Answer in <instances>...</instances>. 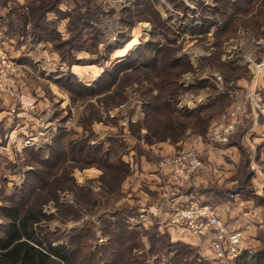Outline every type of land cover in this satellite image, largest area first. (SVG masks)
Wrapping results in <instances>:
<instances>
[{"label":"rangeland","instance_id":"1","mask_svg":"<svg viewBox=\"0 0 264 264\" xmlns=\"http://www.w3.org/2000/svg\"><path fill=\"white\" fill-rule=\"evenodd\" d=\"M262 4L264 0H0V58H8L15 69L11 75L4 74L0 64V232L4 224L1 208L8 205L6 200L12 194L29 185L43 189L35 193L49 196L43 212L50 219L44 227L55 245L69 242L80 231L82 242L93 248L107 241L103 231L109 229L110 223L123 220L148 248L146 233L164 234L168 227L167 219L146 204L151 203L148 196L156 198V193L159 197L158 192L151 190L150 184L139 183L141 172L133 170L137 155L154 163L159 160L151 158L157 141L149 142L147 129L137 128V122L145 119V100L149 97L145 92L151 88L144 80L150 75L149 79L157 82L153 70L158 66L166 68L164 58L172 52L179 61L178 85L183 89L177 109L196 110L201 106L197 95L203 89L190 87L200 84L198 75L205 73L204 69H196L204 66V53L215 52L218 23L234 26L227 33L237 34L239 41L247 34L248 38L254 36L249 25L247 30L241 22L232 21L250 20ZM47 8L52 9L45 11ZM48 28L55 31L44 33ZM260 32L264 34V27ZM244 52L240 49L232 58L242 60ZM152 92L157 94L156 90ZM21 94L33 98L35 109H22ZM184 98L196 99L199 106H186ZM251 126L248 123V129ZM143 129L146 133L140 137ZM210 129L215 126L212 124ZM262 130L254 131L247 142L250 158L254 154L251 144L264 137ZM240 132L244 131H237ZM196 136L189 132L179 142H159L170 155L197 152L206 165L205 172L197 176L202 185L188 183L184 193L201 197L206 204L218 208L230 230L237 226L232 231L243 232L239 254L263 251L262 167L253 162V155V184L248 185L245 196L234 194L239 182L233 179L241 152H217ZM31 138L38 143L24 147ZM60 144L55 155L61 150L69 153L72 145L77 147V154L82 146L102 148L107 153L106 162L120 167L125 156L132 167L123 161L129 169L127 172L121 165L125 175L119 185V176L102 177L100 169L78 162L82 159L79 155L77 159L67 155L65 163L58 165L55 155L47 154ZM261 157L264 159V153ZM30 173H42L43 182L34 185ZM57 179L59 188L66 190H54ZM162 207L168 213L173 210L167 201H162ZM150 258L148 264H174L169 255L159 261Z\"/></svg>","mask_w":264,"mask_h":264},{"label":"trees","instance_id":"2","mask_svg":"<svg viewBox=\"0 0 264 264\" xmlns=\"http://www.w3.org/2000/svg\"><path fill=\"white\" fill-rule=\"evenodd\" d=\"M258 7L260 10L250 20L245 18L241 20L234 19L232 21L235 23L241 22L247 30L249 25L251 27L250 30L256 38L264 37V34L260 32L264 27V4ZM48 9L52 8H47L45 11ZM77 16L81 18L82 14L78 12ZM201 21L205 23V18L201 17ZM217 26L218 35L215 36L214 42L215 52H212L205 60L210 67L221 70L225 82L228 83L230 80L238 79L243 75L244 68L242 66L226 65L221 60L224 44L238 35L227 33L234 27L231 24L226 26L223 21L222 23H218ZM34 27L40 29L38 26ZM51 31L55 30L48 28L44 33ZM76 34L79 35L77 31ZM164 60L166 61V68L163 66L160 69V66H158L153 70L157 82L149 79L150 75H147L144 80L151 88L147 90V93L145 92L149 96L148 98L146 97L144 106L146 115L143 122H137L138 130L145 127L148 131L147 140L149 142L155 140L157 143L166 141L179 142L189 132L206 138L213 120L220 117L224 111L222 103L224 99L223 95L216 92L213 83L199 81L200 84L197 83V85L190 87V89H198L200 91L208 87L210 92L215 94V98L210 99L196 110L186 109L184 112L179 111L177 109L178 98L183 93V89L178 85L181 78L180 68H177L179 61L174 58L172 52H169V55L165 56ZM144 67L151 69L147 64H144ZM153 87L155 88L153 89ZM154 90L157 91L156 95L152 92ZM242 134L243 132H240L236 137L230 139V142L226 145L240 147L241 160L236 177L239 183L235 186L236 190L233 193L244 195V193H248L247 188L251 184L253 170L251 169L249 150L240 142ZM60 146L61 144L57 145L56 148H50V153L47 156L53 157ZM76 148L75 145H72L69 153H64L61 150L55 155L54 159H56L58 165L65 163L67 155L73 159H77V155H79L82 159L78 160V162L85 164L88 168L96 167L100 169L102 177L111 179L110 176L113 177V175L109 176V174L119 176L120 185L124 179L122 175H125V172H121V165L125 166L127 172L129 169L122 159L118 164L120 167L113 166L111 162H106L108 159L106 157L107 153L102 148L90 149L82 146L78 154L76 153ZM84 151L87 153H84ZM37 155L40 156V154ZM74 161L77 162V160ZM42 173H37V175L30 173L33 174L31 178L34 185L43 182L44 176H41ZM66 173L64 172V174ZM65 179L63 178V182ZM59 180H56L57 183L54 185V190L61 187ZM66 189L59 188L58 191ZM38 190L43 189L24 185V188L17 190L15 194H12L6 200L8 205L1 208L4 224L0 232V264H148L151 260L150 257L155 261H159L160 257L167 255L172 257L174 264H198L203 261L206 264L209 263L200 256L196 248L183 242L177 241L181 244L176 245H180L181 248L173 249L176 247L173 244L175 242L170 239L167 233H146L148 248H145L143 242H140L138 235L128 230L123 220H119L115 224L110 223L109 229H104L103 232L106 234L104 236L107 238L104 244L96 245L93 248L89 247L82 242L83 233L79 231L75 232L69 242L57 243L55 245L45 232L44 227V222L50 219L43 212V205L46 204L49 196L43 197L35 193ZM55 198H57V195ZM139 250L143 251L139 253ZM234 264H264V250L255 254L251 251H243L234 258Z\"/></svg>","mask_w":264,"mask_h":264},{"label":"crops","instance_id":"3","mask_svg":"<svg viewBox=\"0 0 264 264\" xmlns=\"http://www.w3.org/2000/svg\"><path fill=\"white\" fill-rule=\"evenodd\" d=\"M246 38H241V41H239V36L234 38L236 41L230 40V43L226 42L223 47V55L221 57V60L224 64L230 65V66H242L243 69V75L239 77L238 79H232L228 83L225 82L223 73L221 70L217 68L210 67L207 62L206 58L211 55V53L205 52L204 57L202 60L203 67L199 68L196 66L197 72L199 69H204V74H199V81L202 82H211L215 85L216 92L223 95L224 99L222 101L224 105V111L218 117L217 119L213 120V125L215 128L219 125H222L226 127L229 124V114L233 111L235 107H240L241 114L239 115V124L236 126L235 130L232 132V134L229 136V140L236 137L239 133L237 131H244L241 135L240 142L245 146V148L248 149L247 142L249 141V138L253 135L254 131L264 129V112H261L259 110H256L254 105L250 102V99L248 96H260L263 99L262 107H264V72L259 75V77L254 76L253 72H251L248 68V63H246L247 57H253L257 62H263L264 63V37L256 38L254 36H250L248 38V34L245 35ZM240 49H244L245 52L243 53V59H234L232 56L236 58L237 52L240 51ZM232 58V59H231ZM210 72V74H209ZM201 75V76H200ZM259 78V80H258ZM199 99V105L206 104L210 99L215 98V94L211 93L208 87L204 88L201 91V94L197 95ZM194 100V101H193ZM182 103H185L186 106L195 105L196 99H189L184 98L182 99ZM190 104V105H189ZM197 105V106H196ZM194 107H198L199 105L196 104ZM197 109V108H196ZM142 119V118H141ZM248 123L252 124V126L248 129ZM252 128V129H251ZM209 130L207 137L209 140H204V137L202 136H196L198 137V140L202 143L206 142L209 146H214L215 150L217 152H222L224 154L226 153H233L234 149L238 150L240 152V147L236 145H229L227 146L228 142H219V141H210L211 131ZM146 132L139 133L140 137H143ZM264 134V133H263ZM254 139V136L253 138ZM264 137H259L258 142H253L251 144L252 148L254 149V161L257 165L262 167V172H264V159H262V155L264 153ZM204 141V142H203ZM165 144V142H163ZM163 143H156L153 145L152 152H151V158L156 159L159 157L158 162L154 163L148 160L144 155L140 154L137 155L138 158H136L137 163L134 165L133 170H136V172H141V177L139 178V183L142 184H150V189L153 191L158 192L159 197L156 195V198H154L152 195L148 196V200H150L151 203L149 204L150 207L153 209H156L158 212L157 214L160 216H163L164 219L169 218L170 213L167 211L162 210V201L165 203L166 198L169 196L170 193V185H171V168L166 164L167 159H171L173 155H170V151L165 148L163 151L160 147V144ZM257 143V144H256ZM143 144H146L143 140ZM147 145V144H146ZM155 146H158L156 148ZM173 147V146H172ZM181 152V151H180ZM186 152V151H182ZM193 153H196L197 155L199 153L192 151ZM138 153V152H137ZM146 153V152H145ZM143 153V154H145ZM179 153V152H178ZM176 153V154H178ZM142 155V156H141ZM148 155V154H147ZM251 154V158L253 156ZM175 156V155H174ZM125 156H123V161H125ZM251 161V168L252 166ZM129 164L130 162H126ZM238 163V162H237ZM129 166L132 167L131 163ZM238 168V167H237ZM206 165L204 164V168L194 174L190 181L188 182L191 184L194 181L195 186H201L198 182L199 178L197 176L205 172ZM238 170V169H237ZM238 172V171H237ZM140 174V173H139ZM232 174V173H231ZM230 174V175H231ZM237 177V174L235 175ZM234 177L233 182H237L238 179ZM263 180V178H260ZM260 179L257 181L260 182ZM220 182V180H217ZM232 184L234 185V183ZM252 183V180H251ZM253 184V183H252ZM192 185V184H191ZM193 186V185H192ZM245 196V195H244ZM168 230L163 231L167 234H169L170 239L173 242H183L185 244H188L194 248H196L200 254V256L209 262V264H222L220 262L213 260V255L211 254L210 250L207 248L206 242H204V238L201 237H195L191 235L189 232H183L179 228L172 227L171 225H166ZM228 226V225H227ZM237 227V226H236ZM232 227V228H236ZM231 228V230H232ZM230 229V227H229ZM107 239V238H106ZM106 241H102L100 244H104ZM148 245V244H147ZM146 245V247H147ZM228 264H234V261H228Z\"/></svg>","mask_w":264,"mask_h":264},{"label":"built area","instance_id":"4","mask_svg":"<svg viewBox=\"0 0 264 264\" xmlns=\"http://www.w3.org/2000/svg\"><path fill=\"white\" fill-rule=\"evenodd\" d=\"M246 63L254 76L259 77L264 72V63L257 62L253 57H247ZM2 73L13 74L15 69L12 62L2 56L0 58ZM259 80V78H258ZM250 102L256 110L264 112L262 107L263 99L260 96H248ZM22 109H35L33 98L26 94L19 96ZM240 107H235L229 114V124L224 127L217 126L212 130L210 141L228 142L229 136L239 124ZM142 132H145L143 129ZM39 140L35 138L27 139L24 147L34 146ZM166 164L171 168V185L169 196L165 199L168 205H172V212L167 218V224L179 228L183 232H189L195 237L204 238L207 248L213 255V260L222 264H228L239 254L240 245L244 238L242 231H232L226 225L224 219L216 208L206 204L203 199L196 198L193 194H185L184 187L191 177L204 168V162L193 152H179L171 159H167Z\"/></svg>","mask_w":264,"mask_h":264}]
</instances>
